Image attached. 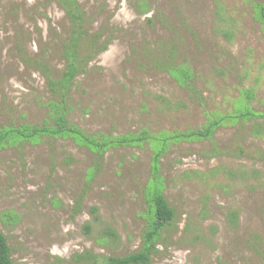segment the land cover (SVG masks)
<instances>
[{"label": "rangeland", "instance_id": "374dc122", "mask_svg": "<svg viewBox=\"0 0 264 264\" xmlns=\"http://www.w3.org/2000/svg\"><path fill=\"white\" fill-rule=\"evenodd\" d=\"M78 2L109 45L63 98L42 69L64 71L62 7L0 0V232L13 263L138 252L158 193L175 217L152 264H264V0ZM60 119L104 144L101 157L53 136Z\"/></svg>", "mask_w": 264, "mask_h": 264}, {"label": "trees", "instance_id": "16d2710c", "mask_svg": "<svg viewBox=\"0 0 264 264\" xmlns=\"http://www.w3.org/2000/svg\"><path fill=\"white\" fill-rule=\"evenodd\" d=\"M64 11L66 17L70 22V30L67 39L62 45V58L65 61L64 71L61 77L57 80L52 79L47 67H42L43 72L46 74L50 88L54 93L60 94L63 98L70 90L77 76L86 71L87 65L98 54L107 50L108 39L101 40L98 33H90L85 13L82 10L78 0H55ZM260 7L261 18L264 19V5ZM85 46L86 50L81 53L80 49ZM245 117L255 116L253 113L247 112ZM210 127L202 134L199 132L196 137L203 138L210 135ZM36 133H43V130L35 129ZM52 135L70 136L79 145L90 149L93 153L101 157L105 145L97 142L94 138H90L83 134L78 128L68 126L62 119L59 120L57 128L52 131ZM2 136L0 135V142ZM153 209L151 211V223L148 229L143 233L142 245L138 252L129 254L124 257H104L86 252L82 255H76L74 259L78 263L85 262L86 264H152V259L157 253L156 242L159 239L162 231L173 223L175 214L173 209L170 208L166 200L161 194H154L153 196ZM78 210L76 211V213ZM92 218L95 222L98 221L97 208L91 209ZM85 232L88 234L91 231V225L86 223ZM109 234L114 237L113 232ZM85 259V261H84ZM0 264H14L11 256V248L7 242V238L0 232Z\"/></svg>", "mask_w": 264, "mask_h": 264}]
</instances>
